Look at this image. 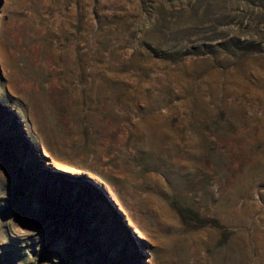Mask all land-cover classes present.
<instances>
[{"label": "rangeland", "instance_id": "obj_1", "mask_svg": "<svg viewBox=\"0 0 264 264\" xmlns=\"http://www.w3.org/2000/svg\"><path fill=\"white\" fill-rule=\"evenodd\" d=\"M0 101V264H264V0H0Z\"/></svg>", "mask_w": 264, "mask_h": 264}, {"label": "water", "instance_id": "obj_2", "mask_svg": "<svg viewBox=\"0 0 264 264\" xmlns=\"http://www.w3.org/2000/svg\"><path fill=\"white\" fill-rule=\"evenodd\" d=\"M0 105H3L5 106L6 104H4L2 101H0ZM14 114V112H12ZM15 115V114H14ZM16 116V115H15ZM27 142L29 143V145L31 146L32 148V151H33V156L40 162L41 164V167L42 168H45V169H48L49 171H52V172H59L61 174H64V175H68L67 173L63 172V171H60V170H57L56 168L52 167L50 164L47 163L46 159L44 157H42V155L38 152L37 148L35 147V145L28 139L27 137ZM82 178L86 181V182H89L90 184H92L95 188H97L101 194H103V196L105 197V199L107 200V202L112 206V208H114L113 206V203H112V200L108 197V195L106 193L103 192V188L97 184L96 182L90 180L88 178V176L86 175H82ZM115 212L118 213V216L120 217L121 219V215L120 213L117 211L116 208H114ZM127 230L130 232V233H134L126 224H125Z\"/></svg>", "mask_w": 264, "mask_h": 264}]
</instances>
